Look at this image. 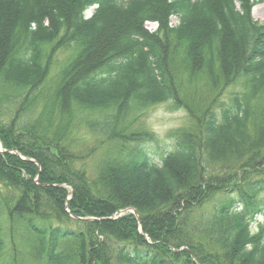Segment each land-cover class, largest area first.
I'll return each instance as SVG.
<instances>
[{
    "label": "trees",
    "instance_id": "obj_1",
    "mask_svg": "<svg viewBox=\"0 0 264 264\" xmlns=\"http://www.w3.org/2000/svg\"><path fill=\"white\" fill-rule=\"evenodd\" d=\"M261 1L0 0V264H264ZM161 104L193 122L157 154Z\"/></svg>",
    "mask_w": 264,
    "mask_h": 264
},
{
    "label": "rangeland",
    "instance_id": "obj_2",
    "mask_svg": "<svg viewBox=\"0 0 264 264\" xmlns=\"http://www.w3.org/2000/svg\"><path fill=\"white\" fill-rule=\"evenodd\" d=\"M92 10L90 9L86 16L90 17ZM252 17L255 21L259 22L260 24H264V0L257 3L252 9ZM149 30H154L155 25L147 26ZM69 51H65L61 53L55 61V65L58 66L60 62H62L66 56L68 55ZM239 90V87H228L223 92V95L219 97L214 103L215 110L218 111V108L221 104L225 103L228 99L229 95L232 94L234 91ZM209 104V101H207ZM207 104V105H208ZM8 108V106H7ZM190 108H192L190 106ZM193 109V108H192ZM197 116H199L200 112H196ZM131 125L129 126L131 131H140V132H149L154 135V143L151 145V151L153 153H160L161 151H169L174 144L175 136L177 130L182 128H187L189 125L192 124L193 120L191 119V115L185 109L179 110H171L168 104H161L150 108L136 117H134L131 121ZM95 138V137H93ZM77 139L81 141L82 146H77L78 152L84 153L85 159L80 162V165L85 168L88 172L89 177L92 178V175L96 173L97 166L100 160L106 156L108 150L115 149L116 143L114 142H101L98 143L95 139H90L88 141L87 132L82 130L79 131V136ZM94 143H97L96 149L94 153H90L89 151L94 147ZM1 151V147H0ZM220 198V194L216 195L215 198L212 199L213 204L215 201ZM131 210H128L130 212ZM132 212V211H131ZM124 213V212H123ZM121 213V214H123ZM260 220H264V218H260ZM18 252L17 254H20ZM12 255L11 249H8L7 253L1 259V262H8L7 258ZM7 257V258H6Z\"/></svg>",
    "mask_w": 264,
    "mask_h": 264
},
{
    "label": "bare ground",
    "instance_id": "obj_3",
    "mask_svg": "<svg viewBox=\"0 0 264 264\" xmlns=\"http://www.w3.org/2000/svg\"><path fill=\"white\" fill-rule=\"evenodd\" d=\"M152 24H154V23H149V22H147V23H145V25H146V28L149 30V28L147 27V26H149V25H152ZM155 25V27H154V30L156 29V24H154ZM152 31V30H151Z\"/></svg>",
    "mask_w": 264,
    "mask_h": 264
}]
</instances>
